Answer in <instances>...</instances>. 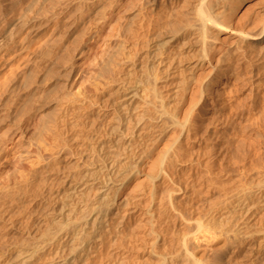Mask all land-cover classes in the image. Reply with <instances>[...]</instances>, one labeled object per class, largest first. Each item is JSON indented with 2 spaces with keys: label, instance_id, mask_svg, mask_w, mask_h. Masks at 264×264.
I'll return each mask as SVG.
<instances>
[{
  "label": "bare ground",
  "instance_id": "6f19581e",
  "mask_svg": "<svg viewBox=\"0 0 264 264\" xmlns=\"http://www.w3.org/2000/svg\"><path fill=\"white\" fill-rule=\"evenodd\" d=\"M83 138L13 264H264V0H0V229Z\"/></svg>",
  "mask_w": 264,
  "mask_h": 264
},
{
  "label": "rangeland",
  "instance_id": "374dc122",
  "mask_svg": "<svg viewBox=\"0 0 264 264\" xmlns=\"http://www.w3.org/2000/svg\"><path fill=\"white\" fill-rule=\"evenodd\" d=\"M123 34L124 32L122 33V38L129 37L127 36V31L125 33L126 36ZM120 40L123 39H121L120 37ZM106 98L107 96L102 99L104 100ZM99 127L100 125L90 122L87 128L89 130L88 133H90V136L96 134ZM37 137H38V132L36 130L28 134L27 139L20 146V150H24V151L26 150L35 154L36 150H38L36 145ZM86 138H83L82 142L79 145V149H80L79 153L67 151L65 153V156H63L60 159L58 165L52 167L50 169V172L43 174L44 181L42 184L43 185L42 189L40 190H43L44 193L38 196L35 204L29 206V208L28 207L24 208L22 205H17V206L11 205V207L8 209V214L6 217V219H9V222H7L8 225L5 228L0 229V251L9 255V257H7L8 255L6 256L8 258L7 260L9 261V263L13 264L19 260L18 253L16 252V248H21L29 244L32 241L34 232L37 231L38 229L40 230L39 222L38 220H36V218H38L42 214V212L38 211L36 208L38 202L41 199H43L44 196L49 192H53L54 195H56L57 191L64 192V188L72 184L74 180L82 181V179H84L86 172L84 171V169L80 168L81 166L80 167L78 166V162H80V160L82 161L84 154L87 152V150L84 147L82 148V144L85 142ZM18 168H19V172L20 173L22 172L23 174L20 175V173H18L17 178L19 177L20 179V177H22L23 175L29 174V170H30L29 165L25 162L23 163L21 159H19ZM230 191L231 190H229V192ZM54 195H52V198ZM193 200L195 201L196 207L206 208L208 206V199L204 193L200 194L197 197H194ZM30 231L31 234H29ZM134 238L138 239V237H134ZM134 238L133 240H135ZM139 239H140V243L142 244V242L145 240V237L142 238L139 237ZM128 242L129 241L127 240V244H125L124 250L129 255L128 259L132 264L151 263V259L153 258L150 257V255L148 254V252H150L151 250L150 247H147L145 250L143 249L139 250L138 248H140V246L138 248L136 247L137 245L133 246V243H135V241H133V243L129 245ZM203 247L205 246H202V250L206 251L207 248H203ZM208 250L210 249L208 248ZM213 253L215 254V252L211 253L209 251L207 254L205 253L206 258L207 257L209 258L207 259L209 262L210 261L212 262V260H214L213 262L217 261V259L215 258H217L218 256L216 255L217 256L216 257ZM198 256L200 258L205 257V255L201 251L198 254Z\"/></svg>",
  "mask_w": 264,
  "mask_h": 264
}]
</instances>
